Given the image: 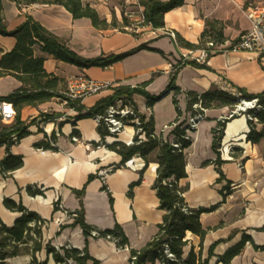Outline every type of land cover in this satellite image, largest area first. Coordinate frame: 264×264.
<instances>
[{"label":"crops","instance_id":"crops-1","mask_svg":"<svg viewBox=\"0 0 264 264\" xmlns=\"http://www.w3.org/2000/svg\"><path fill=\"white\" fill-rule=\"evenodd\" d=\"M82 1L90 4L108 23L114 18L119 23L122 22V2L134 8H137L139 2ZM253 1L256 0H185L182 7L165 14L163 30L172 31L186 42L199 45L206 28L210 30L213 27L214 32L222 33L226 45L229 46L250 29L251 23L242 8ZM2 5L8 33L18 29L26 21V16H31L83 59L90 60L133 51L128 57L110 67L84 68L57 60L35 47V57L44 59V69L47 73L65 81L67 91L73 86L72 81L79 77L110 86L84 97L83 105L86 108H92L101 99L112 96V88L137 87L152 79L146 91L158 96L170 84V64L177 63L190 51L178 46L170 36L161 35L162 30L157 31L161 36L156 38L151 27L143 28L138 32V37H134L116 29L98 30L89 19L75 20L59 5H31L22 10L12 0H2ZM207 21H210L212 27H208ZM16 43L14 36L0 35V48L3 52L13 50ZM142 45H147L148 49H139ZM207 66L205 69L185 66L176 77L175 85L181 91L178 95L179 108L184 118L188 116L185 95L188 91L202 94L214 87L224 89L226 85H231L252 95L264 92V55L227 51L213 54ZM21 87L23 83L12 76L0 77V98ZM174 95V90L169 91L152 108H148L144 96H133L139 112L147 118L153 116L157 135L165 126L173 124L176 120ZM52 108L56 113L66 114L67 118H70L69 122L63 123L59 131L56 141L58 151L36 149L34 144L43 140L44 134L36 133V129L30 127L32 134L11 147L13 155L23 157L24 165L7 177L3 176L0 167V227L2 224L13 227L23 216V213L11 211L5 206V200L10 199L49 221L43 229L45 244L51 243L56 248L69 244L80 250L88 245L90 256L97 260L98 264H129L130 249L144 248L158 233L159 225L163 222L164 211L160 209V200L154 189L158 168L156 154L150 156L147 166L142 158L135 157L119 167L122 157L118 153L105 146H97L102 140L97 121L92 118L74 121L77 112L67 109L59 99L39 107H25L21 119L25 122V115L34 116L40 111ZM85 113L87 111L83 112ZM229 113V107L206 111L205 119L199 122L197 130L191 135V146L185 150L188 177L181 179L179 185H189L185 199L192 208H215L201 216L203 227L212 229L204 240L206 247L223 241L215 249L216 254L223 255L248 237L249 240L241 254L230 264H264V138L257 144L247 142L249 126L245 117L248 129L244 142L248 146L233 145L231 149L240 148L242 152L229 159L223 155L222 159L226 162L221 171L225 180L218 183L220 175L213 163L217 158L212 148L213 129L217 127L218 122L227 120ZM49 125H52L53 131L55 124ZM3 128L4 126H0V133ZM263 129L264 124L256 123L257 131ZM128 130L118 138L107 137L108 141L128 142L132 135V131ZM74 134L80 138V143L71 140ZM233 140L234 138L231 142H235ZM221 143L223 147V138ZM6 156V145H1L0 165ZM208 162L211 163L205 165ZM112 166L118 168L104 177L100 175L101 171ZM91 175L95 178L88 182ZM228 181L232 182L231 194L224 199L221 189ZM35 185L43 194L31 196L28 193L27 187ZM104 185L108 190H104ZM84 187L85 193L79 198L74 190L81 191ZM58 201H61L62 208L68 211L83 208L85 222L99 230H112L116 225H120L129 241V247L120 249L114 241L103 238H89L87 241L80 226H71L73 218L66 220L62 210L55 211L54 206ZM59 219L66 221L58 224ZM61 225L64 226L63 229L60 228ZM37 258L40 262L56 264L53 256L48 255L45 249L37 254ZM31 262L32 257L25 254L9 258L5 264ZM87 264L93 262L89 261Z\"/></svg>","mask_w":264,"mask_h":264},{"label":"trees","instance_id":"trees-1","mask_svg":"<svg viewBox=\"0 0 264 264\" xmlns=\"http://www.w3.org/2000/svg\"><path fill=\"white\" fill-rule=\"evenodd\" d=\"M18 8L29 7L31 5H59L64 7L75 20L89 19L93 26L98 30L116 29L119 32L130 33L134 37H138L136 29L127 31L126 28L132 26L131 21L126 17L123 10L122 22L119 23L115 18L111 23L102 18L98 12L91 7L90 4L84 3L82 0H12ZM185 0H170L162 2L160 0H139L138 5L141 6L143 11V22L139 25L140 28L151 27L152 30H161L165 28V14L182 7ZM3 5L0 0V35L14 36L16 38V46L10 52H3L0 48V77L12 76L23 83V87L12 92L6 97L1 98L12 104L16 119L13 125L4 126L0 133V146L6 145L7 156L1 161V173L7 177L12 172L20 169L24 165L22 156L13 155L11 147L21 142L22 139L29 137L32 133L29 128L32 126L38 127V133L44 134L43 140L34 144L36 149L43 151L57 152L56 147L57 132L54 130L51 136L48 137L42 131L38 121L35 119L29 124L22 121V110L25 107H39L42 104L51 102L54 99H59L61 103L65 101L67 109L77 112L74 121H79L85 118H92L98 120V132L102 140L97 146H105L111 151H115L122 157V162L119 167L126 165L135 157H140L145 161L146 166L149 163L150 156L156 154L157 178L154 184V189L160 200V209L164 211L163 222L159 225L158 233L152 240L142 249H130V261L136 257L135 264H210L213 257H217V264H230L231 261L239 256L244 249L245 243L249 240L248 237L244 238L235 247L229 249L223 255H215L216 247L223 241H218L209 247L208 257L203 259L202 246L207 234L212 231L211 228H204L201 222V216L204 213H210L215 208H192L185 199V194L189 191V185L180 186L181 179L188 177L186 173L187 158L185 150L192 144V138L187 135L186 128L183 121V112L179 108L178 95L181 93L180 89L175 85L176 77L179 71L185 66H193L199 69H205L207 65H198L193 61L182 63L180 60L173 65V70L170 72V84L165 91L158 96H153L146 91V87L153 80L143 83L137 87L118 86L112 88L114 93L112 96L106 97L98 101L92 108H86L83 105V98H70L67 96L66 83L63 79L49 74L44 69V59L37 58L34 54L35 47H39L42 52L52 55L55 59L75 64L80 67L90 68L93 66L107 68L128 57L132 52L121 53L118 55L102 56L96 59L86 60L80 57L77 53L71 50L68 45L48 31L38 21L31 16H26V21L18 27L15 31L8 33L5 28L3 18ZM208 27L211 26L210 21H207ZM212 27V26H211ZM176 34V33H175ZM214 41L218 44H224L225 38L222 33L214 32L213 27L204 32L202 41L199 45H193L186 42L176 34L175 43L178 46L185 47L191 51H197L206 46L208 41ZM234 43V42H233ZM232 43V44H233ZM139 49H148L147 45L140 46ZM230 49V48H229ZM151 50V49H150ZM216 54H220L217 52ZM159 73H156L158 75ZM154 75V77L156 76ZM153 77V78H154ZM242 99L251 100L258 99L260 109L248 110L241 115L247 117L251 115L258 120L257 123L264 124V92L252 95L240 88H236ZM174 90L175 95L173 98L174 105L177 111V117L174 123L177 126L170 133L173 139L164 140L163 137H157L155 131V123L153 116L147 118L139 112L138 106L133 101L134 95L144 96L147 100L148 108L164 98L169 91ZM187 98V113L195 114L193 105L201 103L204 110L215 108L229 107L234 111L235 106L238 104L239 99L237 96L214 87L205 93H196L188 91L185 93ZM117 101H123L125 104H130L135 109L138 118L140 119L143 130L145 132L146 141L138 143V139H134V144L128 146L121 141H114L111 144L106 143V138L112 136L107 126L104 123V116L108 109ZM87 113L83 114V112ZM204 115V112H200ZM63 113L41 114V123H52ZM240 115H234L236 118ZM68 117L66 121L57 123L58 131H61L63 123L69 122ZM231 120V119H230ZM230 120L220 121L217 127L213 129V151L217 155L215 161L220 177L218 183L225 180V176L221 171L222 165L226 162L223 161L220 153V144L224 136V131L227 123ZM249 133L246 140L253 144L259 143L264 138V129L261 131L256 130V123L248 120ZM59 133V132H58ZM75 135V134H74ZM77 136V135H76ZM173 143L178 144L179 147L175 148ZM231 156H235L234 151L242 152L240 148H232ZM211 162L205 163V165ZM114 166V170L117 169ZM113 170V171H114ZM95 176L91 175L88 182L93 180ZM232 182L228 181L222 187L221 193L224 197L231 194ZM104 190H108L104 185ZM27 191L31 196L43 194L42 191L35 186H28ZM74 193L82 198L85 193V187L81 190H74ZM111 201H113L111 199ZM5 206L15 212L23 213V216L18 219L13 227H8L4 224L0 227V264H5L9 258H14L20 255L28 254L32 257L31 264H48L47 261L40 262L37 254L45 249L48 255H52L56 264H69L72 261L75 264H87L92 261L93 264H98V261L93 259L88 251V245L82 250L77 249L69 244L56 248L51 243H44L43 229L49 224L48 220L42 219L37 213L28 211L21 203L18 204L13 200L6 199ZM61 201L55 203V211L62 210ZM70 218L74 219L71 226H80L83 230L86 240L91 237L92 232H97V236L93 239H107L114 241L118 248L124 249L129 247V241L122 230L120 225H116L112 230H99L96 227L90 226L85 222L84 209L77 211H68L63 209ZM64 228L63 225L60 226ZM200 239V250L196 251L192 246L188 254H185V247L189 244L191 239H187V234ZM259 249V248H258Z\"/></svg>","mask_w":264,"mask_h":264},{"label":"built area","instance_id":"built-area-1","mask_svg":"<svg viewBox=\"0 0 264 264\" xmlns=\"http://www.w3.org/2000/svg\"><path fill=\"white\" fill-rule=\"evenodd\" d=\"M138 13L135 12H126V17L131 21L132 26L130 28H126L127 31H132L133 29H139V25L143 22V11L144 9L137 5ZM243 13L246 15V17L249 19L251 23V27L249 30L244 32L238 40H236L233 44L227 46L226 43L224 44H218L214 41L210 40L206 43V46L197 50V51H189V54H184L179 60L182 63H185L187 61H193L194 63L198 65H207L209 59L213 56V54H216L217 52L223 53L227 51H233V52H248V53H256L258 55H264V0H256L251 3H249L247 6L242 8ZM162 30L161 35L170 36L172 39L176 40V34L172 31L168 30ZM158 30H153L152 34L158 38L161 35L157 33ZM160 31V30H159ZM230 48V49H229ZM176 64V63H175ZM173 70V65L170 64V71ZM72 87L69 91H67V96L70 98H84L86 96L95 94L99 92L100 90L104 88H109L110 86L107 84H98L94 81L79 77L77 79H74L72 81ZM224 91H227L238 98L241 97L240 92L231 85H226ZM64 105L67 104L65 101L63 103ZM261 106L259 105L258 99H239L238 104L235 106L234 111L230 114L229 117H233L234 115H241V113H245L248 110H254V109H260ZM193 109L196 112L195 114L188 113V116L184 118L183 121H185V128L187 135L191 137V135L197 130L198 124L200 121L205 119V114L207 110H204L202 108L201 103H196L193 105ZM203 111L204 115H202L200 112ZM47 112V111H44ZM228 117V118H229ZM247 120H252L255 123L258 122L256 118H253L251 115H248ZM16 119V113L11 103L4 101L0 98V120L3 123H6L7 125H13L15 123ZM67 120L66 114H64L62 117H59L55 120V122H52V124H55V131L57 132V135L59 136L58 126L57 123H61ZM98 123V120H96ZM104 123L107 126V129L109 133L112 135V139L118 138L120 135L127 132V130L132 131L131 139L126 142L128 146L134 144V139H138V143H141L142 141H146V134L143 130L142 123L140 119L137 116V113L135 109L130 104H125L123 101H117L114 105H112L106 115L104 116ZM46 124V123H45ZM50 123H47V127ZM177 126L176 123H173L171 125L165 126L161 133L159 135L156 134L157 137H163L164 140H167L168 138L171 140L170 133L173 131V129ZM46 134L48 137L51 136V133L54 131H47ZM71 140L74 143H80V138L76 135L71 136ZM106 143L111 144L112 142L108 141V138H106ZM172 141V140H171ZM173 146L175 148H178L179 145L173 143ZM40 150V149H39ZM43 151V150H41ZM221 155L225 154V148L224 146L220 149ZM229 155L231 157V149L229 151ZM134 159V158H133ZM130 162V161H129ZM128 163V162H127ZM126 163V164H127ZM114 170V166L105 169L100 172V175L104 177L108 172H112ZM62 212L66 215L67 218H70L66 212L63 211L62 206L60 205ZM65 219H59L57 222L58 224H63ZM98 234L97 232H92L90 238L96 237ZM109 240L110 237H107ZM136 257H133L132 260L129 262V264H135ZM69 264H73L72 261L69 262Z\"/></svg>","mask_w":264,"mask_h":264},{"label":"rangeland","instance_id":"rangeland-1","mask_svg":"<svg viewBox=\"0 0 264 264\" xmlns=\"http://www.w3.org/2000/svg\"><path fill=\"white\" fill-rule=\"evenodd\" d=\"M123 3V2H122ZM120 4L121 5V7L123 8V10L125 11V12H135V13H138V8H134L133 6H128V5H126V4ZM140 30H143V28H139V29H136V31H137V33L140 31ZM54 107V106H53ZM54 108H56L57 109V107H54ZM235 109V108H234ZM44 111H47V112H44ZM229 111H230V113H229V116H230V114L233 112L232 110H230V108H229ZM42 113H46V114H53V113H56L54 110H53V108H52V110L51 109H48V110H43V111H40L38 114H36V115H25L24 116V118H25V122L26 123H30L31 121H33V120H37L38 121V123H39V125H40V128L42 129V131L44 132V133H46V130L45 129H47V125L45 124V123H41V114ZM0 126H8L6 123H3L1 120H0ZM32 127H34L35 129H36V133H38V127L35 125V126H32ZM52 132V131H51ZM43 134V133H42ZM222 148V143L220 144V149ZM232 149H231V154H232ZM235 152V154L237 155L238 154V151H234ZM221 153V152H220ZM154 154V153H153ZM232 157V156H231ZM224 199H225V197H224ZM187 236H190L191 237V240H190V242H189V244L185 247V254L187 255L188 254V252H189V250L191 249V247L192 246H194L195 247V249H196V251L197 252H199V250H200V239L198 238V237H196V236H194V235H188L187 234ZM208 252H209V247H206L205 246V242H203V246H202V257H203V259H206L207 257H208ZM215 255H218V254H216V250H215ZM210 264H217V257H213L212 259H211V261H210Z\"/></svg>","mask_w":264,"mask_h":264},{"label":"bare ground","instance_id":"bare-ground-1","mask_svg":"<svg viewBox=\"0 0 264 264\" xmlns=\"http://www.w3.org/2000/svg\"><path fill=\"white\" fill-rule=\"evenodd\" d=\"M247 129L248 128H247L245 116L240 115L236 118H231V120L229 121V123L227 125L226 135L223 137V144H224V148H225V154L224 155L226 158H228V159L230 158L229 151L233 145H237V146H246L247 145L248 146V144H246L244 142V139L246 137L245 133H246ZM51 130H52V125H49L47 127V131H51ZM128 131H130V130H128ZM233 138H234L233 141H235V142H231ZM188 235H192V234L188 233ZM187 239H191V237L187 236Z\"/></svg>","mask_w":264,"mask_h":264},{"label":"water","instance_id":"water-1","mask_svg":"<svg viewBox=\"0 0 264 264\" xmlns=\"http://www.w3.org/2000/svg\"><path fill=\"white\" fill-rule=\"evenodd\" d=\"M231 119V117H229L227 120H230Z\"/></svg>","mask_w":264,"mask_h":264}]
</instances>
